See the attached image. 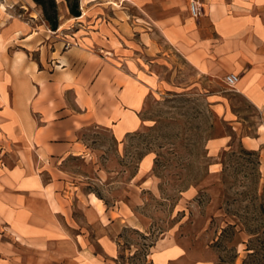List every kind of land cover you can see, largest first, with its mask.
<instances>
[{
	"label": "crops",
	"instance_id": "crops-1",
	"mask_svg": "<svg viewBox=\"0 0 264 264\" xmlns=\"http://www.w3.org/2000/svg\"><path fill=\"white\" fill-rule=\"evenodd\" d=\"M196 1L197 18L188 0H91L129 8L114 14L111 29L97 14L90 30L77 32L81 44L65 51L57 35L68 28L51 31L37 10L28 23L10 22L1 10L0 264H28L21 246L50 248L71 239V202L59 165L69 157L85 159L78 134L86 127L107 130L116 141L139 128V109L162 83L146 69L150 64L176 54L200 77L235 74L234 89L264 116V0ZM261 129L256 138H241L246 149L264 146ZM227 141L212 140L209 147ZM48 259L57 261L56 255ZM78 261L98 259L86 253Z\"/></svg>",
	"mask_w": 264,
	"mask_h": 264
},
{
	"label": "rangeland",
	"instance_id": "rangeland-1",
	"mask_svg": "<svg viewBox=\"0 0 264 264\" xmlns=\"http://www.w3.org/2000/svg\"><path fill=\"white\" fill-rule=\"evenodd\" d=\"M90 1L79 0L80 16L72 18L65 1L55 0L58 29L68 28L57 35L64 51L81 44L77 32L90 30L97 14L111 29L114 14L129 8ZM34 5L0 0V14L28 23L37 10L44 21ZM146 69L162 83L139 109V128L116 141L107 130L86 127L78 134L85 159L59 165L71 202V239L50 248L21 246L26 263L80 264L88 253L98 259L90 264H264V146L251 151L241 142L257 137L264 116L224 83L226 76L200 77L176 54ZM220 138L226 146L210 149ZM175 254L180 258L162 259Z\"/></svg>",
	"mask_w": 264,
	"mask_h": 264
},
{
	"label": "trees",
	"instance_id": "trees-1",
	"mask_svg": "<svg viewBox=\"0 0 264 264\" xmlns=\"http://www.w3.org/2000/svg\"><path fill=\"white\" fill-rule=\"evenodd\" d=\"M36 6L40 7L43 19L48 25L49 29L56 31L59 27V16L57 12V4L55 0H31ZM66 3L68 13L72 18H77L80 16L79 11V0H63ZM226 229L222 231V234L225 233ZM248 251L250 249H247ZM254 251L249 254V257L254 256ZM242 264H249L247 261H244Z\"/></svg>",
	"mask_w": 264,
	"mask_h": 264
},
{
	"label": "built area",
	"instance_id": "built-area-1",
	"mask_svg": "<svg viewBox=\"0 0 264 264\" xmlns=\"http://www.w3.org/2000/svg\"><path fill=\"white\" fill-rule=\"evenodd\" d=\"M189 1V10L191 13V16L194 18H197L200 16L201 11H200V5L197 3L196 0H188ZM70 44H66V49ZM238 82V76L235 74H229L224 78V83L229 87V88H234L236 83Z\"/></svg>",
	"mask_w": 264,
	"mask_h": 264
}]
</instances>
